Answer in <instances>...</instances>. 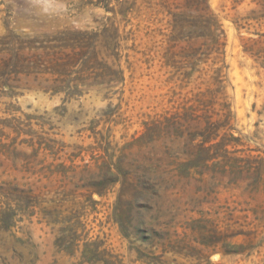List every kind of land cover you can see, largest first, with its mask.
<instances>
[{
	"label": "rangeland",
	"instance_id": "rangeland-1",
	"mask_svg": "<svg viewBox=\"0 0 264 264\" xmlns=\"http://www.w3.org/2000/svg\"><path fill=\"white\" fill-rule=\"evenodd\" d=\"M263 33L252 0H0V264H264Z\"/></svg>",
	"mask_w": 264,
	"mask_h": 264
},
{
	"label": "trees",
	"instance_id": "trees-1",
	"mask_svg": "<svg viewBox=\"0 0 264 264\" xmlns=\"http://www.w3.org/2000/svg\"><path fill=\"white\" fill-rule=\"evenodd\" d=\"M252 1H258L261 3V5L264 7V0H252ZM200 19L203 21L204 24L206 25H211L213 24L215 26L214 30L210 33L211 36V40L212 43L214 45H222L219 44L220 41V37L218 34H216V30L218 29V22L216 20V18L214 17V15L210 12L208 6L206 7V11L205 13L200 15ZM258 39L255 41V43H258L260 45V47L258 48V50L255 53H251V58L253 59V62L255 63L256 67L263 73L264 75V33L263 34H257ZM215 84L218 87V89H220V84H221V68H218L215 71ZM224 106V110H226L225 113V119L223 122L219 123V122H212L210 120L209 117H204L205 121L204 123H200V121L197 123L198 126L200 127V131H199V137L201 138V143L199 144V155H197L195 157L197 163L199 165H192V167H203V168H207L209 165V162L213 161L215 159V155L213 153V151L215 150H220L223 151V155H226V145H228L229 143H226L224 137L226 134H224L223 138H221L219 141L215 140L218 138L219 136V131L220 130H230L231 127L229 126V116H230V111H228V107L226 105ZM254 108V106H253ZM257 114L264 115V98H263V104H262V109L260 111H257ZM230 139L229 141H233V142H237L238 138L233 137L231 134L229 135ZM213 142V143H212ZM161 160L159 159V162ZM263 163V162H262ZM262 163H259L255 168V171L260 173L261 169L264 168V166L262 165ZM216 165V164H215ZM219 165V164H218ZM159 166H158V170H159ZM251 169H253L251 166L248 167L247 172H250ZM156 169H154L152 171L153 174L158 173L157 178L154 177V179H152V181L158 182L160 179H164L165 175H168L171 173V171H166V170H162V171H158ZM169 178H173V175ZM168 178V179H169ZM260 178V177H259ZM158 180V181H157ZM259 188V187H257ZM14 190V189H13ZM15 191H18L15 189ZM235 235H230L229 237H234ZM178 243V242H177ZM175 243L172 242L171 240L166 239V241L163 243V246H165V250L170 249L174 251V245ZM212 252H216V249H212ZM224 253H230L231 251H226L223 250Z\"/></svg>",
	"mask_w": 264,
	"mask_h": 264
}]
</instances>
